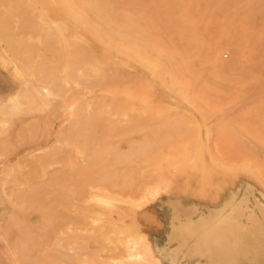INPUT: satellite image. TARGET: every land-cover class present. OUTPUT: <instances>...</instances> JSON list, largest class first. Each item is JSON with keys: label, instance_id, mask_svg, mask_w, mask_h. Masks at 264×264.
Returning a JSON list of instances; mask_svg holds the SVG:
<instances>
[{"label": "rangeland", "instance_id": "1", "mask_svg": "<svg viewBox=\"0 0 264 264\" xmlns=\"http://www.w3.org/2000/svg\"><path fill=\"white\" fill-rule=\"evenodd\" d=\"M195 1L196 2L198 1L199 3H195ZM113 2H114L113 4H115L114 6L115 9L118 10L116 11L118 14H122V16L124 17H126L127 15H129L130 17L131 15L137 16L138 18H140V20L144 22L143 23L141 21L143 25L146 24L152 31L158 30V33L161 34L162 37H166L174 33L173 35L174 39L179 44H181L180 46H184L186 48L185 49L183 47L186 50V55L188 56V58L192 59L196 68L202 71L203 78L205 79L203 82H206L205 86L203 85L204 83L202 82L203 83L202 86L205 87L203 88L204 90L202 91H205V92L200 93L201 91L195 92L192 90H188L186 91L187 95H189L188 96L189 99L187 101H184V100L182 101L178 97L169 95L166 93V91H161V90L156 92L154 95H149V93L144 90L145 82L143 81V79H145L146 76L145 74L141 72V69H139L140 90L138 91V93H136V97H138L139 101L140 100L142 101V102L141 101L139 102V104L142 105V108L140 109L141 115H148L150 113H157V112H165L167 115L165 114L164 117L161 116L162 118L157 117L159 121L156 118H148V119L143 118L142 120L141 119L138 120V122L137 121H127V122L116 121V122L102 123L101 125H96L95 127L98 129L100 128V129H99V135L97 136L98 138L95 141V137L92 136L91 134L92 125L90 127L89 123L87 122L85 123V121L83 120H78L76 114L74 115L76 117L75 119V117L73 116L74 114L73 110H70L73 107H71L70 105H67L66 107V104H68L66 102H69V104L72 103V100L70 99L69 94L71 93L70 90L73 88V86H75L74 84L76 83L73 79L74 77L67 76L66 72L62 71L63 69L61 70L60 66L55 72V75H51L52 73L51 74L49 73L53 77L49 76V74L46 75L44 73L43 68L45 66L42 60V56L39 55L42 50H41V46L39 43L40 37L38 33L35 31L22 30V34L25 36V38L29 42H31V39H32L31 43L34 44V50L31 53L30 59H22V58H19L18 56H15L12 53V51L8 47H6L7 45L5 41L0 38V227H1L0 228L1 229L0 230V264H60L61 261H62L61 264H85V262L86 264H91V263L92 264H95V263L105 264V262L106 264H108L107 257H109V259L112 258L109 260V262L112 260L110 264H113V263L114 264H123V263L126 264L127 262H128L127 264H239V263L240 264H264V189H263L264 179L262 180V178L264 177V173L263 172L259 173L261 174V177L259 175L258 177L257 175L255 176L253 172L246 170V168H249L248 166L251 163L250 157H249L250 149H247L248 146L249 148H251L252 154L259 155V163H264V139H263L264 138V127H263L264 125V0H190V1L189 0H175V1H172V0H163V1L153 0L151 1L149 0L150 3L152 2L151 4L147 2V0H123V1L113 0ZM116 4H120V5L122 4L121 5L122 7L121 6L119 7V5L117 6ZM132 4L136 6L134 7L136 11L134 8L132 9ZM167 5L169 6L166 7ZM153 6H156L155 10L152 9ZM41 7H42L41 4L39 3L36 4L35 10H34L35 16L39 17V14L41 12V11L39 12V10H41L40 9ZM118 7L121 10H119ZM161 7H163L164 10H162ZM49 8L50 9H48V16H49V19L52 20V25L54 24L53 22H55V25H53L55 27L59 22L58 26L67 27L66 34L69 39H72L75 34L81 35L82 38L86 40L88 39V35L85 29H83V27L79 26L77 22L73 20L72 15L68 13L67 10H65L66 9L65 6L59 7L58 5L57 6L50 5ZM149 9L152 11L149 12ZM125 10H129V12ZM158 10H162V11L159 12ZM168 10H170L171 12H169ZM119 11L122 13H120ZM154 11H155L154 13L155 17L153 14ZM129 13L130 14L133 13V14L130 15ZM138 13H140L141 17ZM171 13L176 14L174 15L176 16L175 19H173L174 16ZM68 15H71V16H68ZM145 15L147 16L145 17ZM164 15L165 17H163ZM169 15L173 17L171 18ZM144 17L148 21H145L146 19ZM163 18H165V20H167L169 23L166 24L167 21L165 22ZM180 18L186 19L187 21L185 20L184 22L183 19H180ZM173 20L174 21L176 20V21L174 22ZM179 20H181L182 23H180ZM158 21L161 22L162 24H160ZM163 21L165 23H163ZM172 23L174 25H172ZM175 23L177 24V27L175 26L176 25ZM163 24L168 25V27L171 24L172 27L171 26L170 27L172 29H168L166 25L163 28L162 27L164 26ZM159 25H162L160 26L161 28L159 27ZM178 25H182L183 28L178 27ZM161 29L167 34L166 36H165V33L161 31ZM179 30L180 31L182 30V31L178 32ZM184 32L186 33L184 34ZM181 33H183L184 35ZM178 37L180 38L178 39ZM223 38L230 39V45L223 44V45L218 46L219 45L218 40L223 39ZM179 41L182 42L183 44L180 43ZM216 46L218 47L217 49H216ZM215 57L220 59V61L224 64L223 68L212 66L213 59ZM36 59L38 60V62L41 60L42 61L39 63H36L37 62ZM211 60L212 62H209ZM26 72L28 74H26ZM37 73L39 75H37ZM42 75H44V77H42ZM45 76L47 79L49 77V79L48 80L46 79V81H44ZM37 77H39L38 80H37ZM53 78L54 80H52ZM52 82H54V84ZM207 83L209 85H207ZM59 84L61 85L60 87L57 86ZM84 84H86V82ZM21 85L23 86V88H21L22 87ZM206 85H207V88H206ZM32 86H35L36 89L33 88ZM29 88L33 92H31ZM42 88H46V90ZM47 88L48 89L50 88V90L52 91L50 92ZM58 88H59V93L63 92V94L61 95L58 94L57 92ZM60 88L61 89L63 88V89L61 90ZM66 88H67V91H65ZM28 89L30 91H28ZM47 90L50 92V95L52 94L51 95L52 98H47V95L48 97H51L48 94L49 92ZM55 90L57 93L55 92ZM124 90H125V94H127V91H128L127 85L124 87ZM36 91L40 94H37ZM27 92H29V94ZM191 93L193 94V96L196 93L195 96H198V97L194 98L192 96L193 97L192 98ZM197 93L199 94L197 95ZM205 93H206V96H205ZM203 94H204L203 97H205L204 99H202ZM17 95L22 96V97L20 96L21 99L19 98L20 100H22V105L20 107L21 109L20 108L18 109L16 106H14L15 105L14 99H16L15 96ZM31 95H34V97L33 96L31 97ZM55 95H56V98H55ZM57 95L59 96V98H57L58 97ZM62 95L64 98L62 97ZM29 96L32 98V100L35 98L34 101H32ZM36 98H38L39 100ZM208 98H209V101L207 100ZM65 99H66V102H64ZM198 99L202 100L201 103ZM211 100L213 101L211 102ZM30 101H32L31 103H34V104L30 105ZM189 101L192 104L191 106L189 105L190 103ZM61 102H63L64 104ZM26 103L32 108H30L28 105L26 106ZM42 103L45 105H43ZM197 104L200 105V107L204 104L203 107H201V109L202 108L204 109L205 115H204L203 109L201 110L199 107H197L198 106ZM42 105L45 106L46 110ZM68 106L70 109L68 108ZM172 108L174 109V111ZM177 109L178 111H176L175 113V110ZM47 110L51 112L52 114H50ZM197 110H200L201 111L200 113L203 112L202 116ZM8 111H10V113ZM55 111L57 112L59 111L58 113L60 114H58ZM206 112L208 113L209 118L207 117ZM54 113H57V114L55 115ZM70 113L72 114L74 118L72 116L70 118V115H71ZM8 114L10 115V117H8L9 116ZM65 114H67V116H65ZM181 114L184 115L183 118L179 117V116H182ZM168 115L170 116V118ZM186 117L193 124L190 125V122H187V124L186 122H183L187 120ZM2 118H4L3 119L4 121L5 120L7 121H5L4 123ZM207 118L210 121H208ZM174 119L175 120L179 119L178 121L180 122L173 121ZM194 119L198 121L197 122L198 125ZM165 120L167 122L168 121L169 122L172 121V122H170V125L168 124L169 122L167 124H164L166 123ZM48 122H51V123H48ZM172 123L175 125L172 126ZM179 123L182 125H180ZM142 124H145L146 126ZM155 124L158 127L157 130H161L162 133L161 131H159L158 133V131L152 130L156 127ZM47 125H49V127ZM166 125H168V127ZM134 126L137 127V129L134 128ZM142 126L144 129L142 128ZM252 126H254L255 128L257 127V130L259 129L262 131H260L259 133L255 132L254 130L255 128H253ZM46 127L47 129L48 128L49 129L47 130ZM68 127L70 130L68 129ZM170 127H171V130H169ZM173 127L176 128V131L178 132L173 130ZM180 127L181 128L185 127L186 131L184 130V128H182V132H181ZM248 127L250 129L253 128L254 131L252 130V132L253 133L255 132L257 134L256 136L261 135V137L259 136L256 137L255 134L253 133L251 134V130H249ZM141 128H142V132L140 133L141 130L138 131V129H141ZM150 128H152L151 131H150ZM156 128L154 130H156ZM167 128L168 130H166ZM200 128L202 131L200 130ZM106 129L108 132H105L106 133L105 135L104 130L106 131ZM110 129L114 131L110 133V131H112ZM145 129L146 130L148 129V131H146ZM191 129H193V131H188ZM221 129H225V130H221ZM43 130H45V132ZM101 130L104 133V135L103 133H101ZM133 130L134 132H132ZM208 130L209 132H207ZM210 130H211V133H210ZM58 131H61L60 132L61 134H59ZM167 131H169L171 136L167 134L168 133ZM187 131L188 133H186ZM225 131L227 132L225 133ZM128 132L129 134L130 133H133V134L127 135L126 133ZM71 133H72V137L75 136L74 138L77 140L71 137L70 135ZM124 133L126 134V136H124L125 135ZM153 133L155 134L153 135ZM200 133L202 134L201 137H200L201 135ZM56 134L59 135V137L56 136ZM162 134H164L165 136ZM100 135L102 136L100 137ZM157 135L158 137H161V138L156 137ZM167 135L168 137L169 136L171 137V138L169 137L170 138L169 141H168L169 138H165ZM180 135L184 137L183 140H182V137H180ZM227 135L231 136L229 137L230 139L228 138ZM119 136H121V138ZM186 136L188 140L185 139ZM210 136H211L212 141L209 138ZM237 136L238 138H240L239 140L238 138H236ZM101 138L104 140H101ZM111 138L113 139V141ZM82 139L87 140L86 143L89 145H87L84 141H82ZM90 139L93 140V143L95 145H92L93 143L91 144L92 140ZM130 139H131V144L133 146L130 145L129 143ZM154 139L156 141H154ZM172 139L176 141H178L179 139V142L177 143L178 146L177 144H175L176 141H174L175 143L173 145ZM140 140L142 142H140ZM157 140L160 142H158ZM197 140H199V142ZM65 141L67 142L68 146L65 145L66 144ZM134 141L136 142L138 141L139 143H135ZM194 141H197L198 143L196 144ZM211 142L212 144H214L213 146ZM82 143H85L86 145L84 146V144ZM127 143H129L128 144L129 146L127 145ZM142 143L143 145H141ZM162 143H163V146L161 145ZM179 143L181 146L179 145ZM229 143L231 144L233 143V145L235 144V146L241 143V146L240 147L236 146V148H238L236 149L234 147H231V144ZM57 144H58V147L55 146ZM78 144H79L78 148L80 147L81 148L79 150H76L77 149L76 145ZM96 144L99 146V149L97 148L98 150L95 149L96 148L95 146H97ZM152 144L155 146L153 147ZM195 144L196 146L194 148ZM216 144H219V145H216ZM70 145L72 148H70ZM138 145L142 147L140 148ZM51 146H53V148ZM65 146L67 148H65ZM161 146L163 147V149ZM187 146L189 148L192 147L196 150L191 151L192 153H190L188 152L189 148L187 149ZM224 146L227 149L224 148ZM48 147H49V150H47ZM83 147L84 148L88 147V151L85 148L86 149V150L84 149L85 153L82 152ZM133 147H135L134 150L137 149V152L133 151ZM167 147L169 151H170L169 147H171V150L172 149L173 150L169 152L168 150H166ZM145 148H147V151H148V148L149 149L153 148L151 149L152 151L149 150L151 154L147 152L146 150H144ZM192 148L190 150H192ZM94 149L96 151H94ZM101 149H104L105 151L107 150L106 154H104L105 153L104 150L101 151ZM125 149H129V150L126 152ZM130 149L132 151H130ZM213 149H215L216 152ZM222 149L225 150L226 154H224L225 152L222 151ZM235 149L237 153H239V157L236 152H233V150ZM229 150H231L235 154V156H233L234 154L231 151L229 152ZM44 151L46 153H44ZM75 151H80V152H75ZM194 152L195 154H193ZM211 152L213 153V156L212 154H210ZM88 153H90V156L88 155L89 157L86 155ZM93 153H95V155H93ZM122 153L124 157H121ZM228 153L229 154L231 153L233 155L231 154L229 155ZM107 154H108V158H107ZM135 154L136 155L138 154L137 155L138 158ZM159 154L160 156L163 154V156H161L162 158L159 156ZM82 155H85L86 157H88L90 159V162L88 158H85V156H83L84 160H82L83 159ZM141 155L143 156L141 157ZM190 155L193 158V160H191L192 158L190 157ZM26 156H28L29 158H27ZM40 156L42 159H39L40 162H38V158H40ZM92 156L99 158V160H97V158L95 159L94 157L92 159L91 158ZM168 156H169L168 158L169 161L167 162ZM228 156H232L234 158L232 157L228 158ZM75 157L77 158L78 161L75 159ZM115 157H117V159L121 157L118 159L121 162L120 165H118L119 164L118 160L115 162L112 161L113 159L115 160ZM143 157L145 158L143 159ZM103 158L104 159L106 158L107 160L105 161ZM132 158L134 159L137 158L139 160H134V159L132 160ZM152 159L154 161H152ZM85 160L87 162L85 163L86 165L84 164ZM102 160L105 162L100 163ZM244 160L246 161V163L244 162ZM53 161L56 163H58L57 161H59V163H62L63 165L62 164L58 165L54 163ZM135 161L139 164L137 165ZM232 161L235 164H234V167L232 164V168H231L230 162ZM129 162H131V164H129ZM237 162H239V165ZM36 163H38L39 166ZM112 163H114L116 166H114L113 164V166L111 167ZM141 163H143L142 164L143 166H141ZM148 163H150V167ZM173 163L175 166L173 165ZM179 163L181 164L179 165ZM30 164H32V166ZM41 164H42L43 169L40 168ZM103 164H104V167H103ZM192 164H193V167H191ZM243 164H244V167H242ZM34 165L37 167V169L35 168ZM84 165L87 166V169ZM96 166L98 168H96ZM161 166L166 169L161 168ZM216 166H218V168ZM72 167H74L73 168L74 170L76 169L75 172L73 169H70ZM136 167L138 168L142 167L144 169L140 168V172H139V169L137 172ZM129 168L131 169L135 168V169L133 170L130 169L132 172H128ZM49 169L51 170L49 171ZM59 169H62L65 172V174L62 170H59ZM69 169L71 170V173ZM88 169H90L89 173H88ZM121 169L122 170L125 169L124 170L125 172L123 171L124 172L123 173ZM151 169H152L151 171L152 173H150ZM42 170L45 174L41 173ZM109 170H111V173H112V170H114V175L116 178L112 177L113 175H111L110 173V176L112 177L113 180L112 179L110 180L109 176L107 177V175L109 174H106L107 179H104L105 175L103 176V173L104 172L108 173L106 171H109ZM156 170L158 172L157 174H155ZM252 170H255V168H253ZM59 171L63 173H59ZM99 171H102V174L101 172L98 173ZM141 171H144V173L143 172L142 173L146 176H143ZM49 172L51 175L49 174ZM229 172L230 173L236 172V174L232 173V175L235 177H232ZM67 174H70V175L73 174L71 176L73 180L70 179L72 180L71 183L66 182V181H70V180H67L69 178L68 176H70V175L66 176ZM41 175L42 176L46 175V176H44L43 178ZM94 175L96 177H93ZM147 175L152 176V177H148ZM50 176L52 177V179H50ZM81 176L82 178H80ZM97 176H101V177H97ZM122 177H123V181L121 183L123 184H120L117 181L118 180L121 181ZM130 177L134 179L133 184L135 185L132 184V179ZM156 177L157 179L159 178V181L155 180ZM256 177H258L259 180ZM89 178L92 181L101 180L102 182L101 181H98V182L100 183L99 186L102 185V187L100 188L97 185L98 182H96L95 184V182L93 181L94 183H92V181H90ZM53 179L56 180V183L53 181ZM108 179L110 180L111 183L112 181H115L116 179L117 181L113 182L114 184L112 183L113 186H111L112 184L109 182ZM74 180H76L77 182L75 181L73 183ZM125 180H126V183L128 181L131 184L127 183L128 185L127 186L124 182ZM160 180L162 181V183H164L165 188L164 187L162 188V185H160V187H155V185H157L156 183L160 182ZM152 181L154 182V184ZM52 182H54V186H51L53 185L51 184ZM81 182L82 183L84 182L86 184V187L84 183L82 184ZM116 182L120 184L121 186L124 185L125 188L121 186L117 187L118 184L116 185ZM149 182H152V183L148 185ZM168 183L170 184V186L168 185ZM261 183H263V186H261L262 185ZM47 184H48V187L50 188L45 187ZM78 184L80 185L82 184L83 191L85 188L84 192H82L80 188L79 190H77L79 187ZM94 184L96 187L93 186ZM106 184L108 185L106 186ZM138 184L140 185V187ZM143 184H144V187H143ZM145 184H147L148 187L149 186L151 187L154 185L153 188L148 189L149 192L154 195V197L148 193V191L146 190L147 187ZM70 185H71V188H69ZM28 186H32V187H29L28 189ZM72 186H73V190H72ZM76 186L78 187L77 189L74 190ZM40 187H42L43 189L41 190ZM87 187L91 190H88ZM92 187H94L95 190ZM128 187H132V188H128ZM37 188L38 189L40 188V189L38 190ZM118 188H121V189H118ZM155 188L157 191H155ZM157 188L158 189L161 188L160 191H158ZM43 190H47L48 193L49 192L51 193L47 195V192ZM80 190L81 192H79ZM145 190L147 192H145ZM39 191H40L39 194H42L41 192L43 191V194H46L45 195L46 197L43 196V194L42 196L45 198L43 197L41 198L40 197L41 195L39 194L31 195V193H35V192L38 193ZM53 191H55L54 192L55 195L52 194ZM131 191H133L134 194H132L133 192L130 193ZM154 192H157V193H154ZM77 193H80V195H78ZM85 193H88L87 194L88 196L86 195L88 198L84 195ZM92 193L93 194L95 193V194L93 195ZM143 193L148 194L151 198ZM74 194L76 196H74ZM90 195L92 197H90ZM110 195H113V198ZM50 196H51V200H50ZM60 196L62 197V199H60L61 198ZM93 196L94 197L97 196V198L96 197L94 198ZM102 196H105L104 198H106V200L103 199ZM123 196H124V199L126 198L127 200L129 199V197L131 199H134V198L139 199L138 201L140 202H138V204L140 206L137 203H134L135 206H131L134 204L130 202L131 201L137 202V200L135 199L133 201L129 199V202L128 201L125 202L123 201V198H122ZM140 196L141 198L143 196V198L141 199ZM58 197L60 200L58 199ZM73 197H74V200H73ZM144 197L146 198L145 200H144ZM238 197L242 198L243 202L240 203L239 202L240 200L238 199ZM33 198L35 200H38L39 202H40V199L41 201L43 199V202L39 203L38 201H35ZM89 198L92 199L91 202ZM93 199L94 200L97 199V200L94 201ZM100 199L103 201L105 200L104 203L103 201L101 202ZM80 200L84 201V203H82ZM86 201H87V204H90L91 206L94 205L93 208L92 207L89 208V209L92 208V211L88 209L90 205H87V204H86L87 206L85 205ZM107 201L110 202V204L108 203L106 204ZM145 201L147 203L142 204V203H145ZM58 202H62V205L64 203L65 205L63 206L65 208L63 206H60V207L58 206L57 208L56 205H61V203L58 204ZM95 202L97 203L95 204ZM179 202L181 203L179 204ZM37 203H39L40 205ZM79 203L82 205L80 206ZM102 203L104 204V206L105 205L106 207L108 206V210L105 209L106 207L104 208ZM14 204H19L23 206V208L21 209L22 211H20L19 215L13 214L14 208L12 207V205ZM31 204L32 206H29ZM49 204L51 205L49 206ZM136 204L139 206V208H137L138 206H136ZM41 205H42V208H40ZM99 205L102 208H100ZM239 205H242V207L238 208ZM51 206L53 207L55 206L54 207L55 209L52 207L50 211ZM247 206L250 207L249 211L253 213L252 214L253 216L249 214V211L246 209ZM26 207L27 209H29V211L26 209ZM45 207H48L49 209L48 210L46 208L47 212H46ZM78 207L79 209L77 210ZM82 207H84L86 210ZM36 208L40 210V214H39V210H37ZM66 209H69V210H66ZM96 209L98 210L96 211ZM74 210L76 211L75 213H74ZM82 210H85V211H82ZM104 210H106L107 213L106 212L103 213ZM41 211H43V214ZM59 213L62 218L60 217ZM66 213L68 216H66ZM88 214L90 216H88ZM92 214L94 215L96 214L97 216L96 215L93 216ZM152 215H153V218H152ZM63 216H66L68 218H65ZM87 216H88V219H86ZM44 217H46V219ZM70 217L71 219H69ZM111 217L113 219L112 221H110ZM55 218H57L56 221H55ZM231 218H234V220L237 221V225L241 227V233L239 232V227L235 228L234 226L231 228V224H230ZM19 219L21 221H19ZM98 219H99V222H97ZM49 221H50V224L52 225L53 224L57 225L58 223V226H56L57 228H55L54 225L51 227V228L54 227L53 229H55L56 232L53 229L49 228L50 227L48 224ZM85 221H86V225H85ZM107 221H109L108 225L106 224ZM256 221L260 223V225L258 226V228L260 227L259 229L255 228L254 226ZM183 222H191L192 224H188L185 226L183 225ZM12 223L15 224V227L13 226ZM74 223L79 228L75 227L76 225ZM104 223H105V226H104L105 228L102 227ZM135 223L137 226L135 225ZM43 224L46 225L47 227L44 226ZM79 224L80 225L82 224V225L80 226ZM89 224H91L92 226ZM93 224H95L94 227H96L95 228L96 230L94 228L90 229L93 227ZM97 224L99 225V227L96 226ZM134 225L136 226V229ZM82 226L83 227L86 226V227L83 228ZM88 226L89 227L91 226V227L89 228ZM107 226L109 227V229H111V231H109L108 233L111 232L110 233L111 237L113 233V238L110 237V234L107 235L108 234L107 231L109 230ZM110 226H112L114 230H112L113 228H111ZM182 226L184 227L182 228ZM18 227H21L20 229L23 230L24 232L23 231L19 232L20 229L18 230ZM80 227L82 229H80ZM99 228L103 230L100 231ZM61 229L63 230L61 231ZM104 229L106 232H104ZM81 232H83V234ZM101 232L106 233V234L103 235V233L101 234ZM239 234H242L241 238H239ZM67 236H69V238ZM71 236H73V238ZM75 236L77 238L73 240ZM144 236L146 239L144 238ZM108 237H110L111 240ZM63 238H66V239L64 240ZM80 238L85 240L84 243L82 239H81V242L79 241ZM67 239L68 240L70 239L71 241L69 242ZM106 239L107 240L109 239V241H106ZM57 240H59L60 242H58ZM63 240L67 242H64ZM75 241L79 242L78 246L75 245L77 244V242ZM71 243H75V244H71ZM85 243L89 246V248ZM133 244H137V245L139 244V245L135 246L136 247L135 249ZM79 246L83 247L84 249L83 250L80 249ZM100 246L102 247V249ZM70 247L71 249H69ZM95 248L97 249V251L95 250ZM147 248H148V251L150 250L149 252L147 251ZM125 249H127L128 252H126ZM143 249L145 251H143ZM100 251H102L101 252L102 255L100 254ZM111 251H114V252L116 251L117 253L114 254V252H111ZM88 252H90L91 254L90 253L87 254ZM98 253L101 255V257H99ZM134 253H136L138 256H135ZM143 253L145 254V256L142 255ZM122 254L124 257L121 256ZM51 255H54V256L51 257ZM91 255H93V258ZM60 256L63 257L64 259L62 260ZM74 256L76 257L74 258L75 260H73ZM89 256L90 258L93 259L92 261H89ZM128 256H130L133 260H130ZM151 256L155 261L151 259ZM114 257L116 258V260ZM136 257H138V259H136ZM239 257L240 258L246 257L244 259L245 262H240L238 260ZM114 260L116 262H114Z\"/></svg>", "mask_w": 264, "mask_h": 264}, {"label": "bare ground", "instance_id": "2", "mask_svg": "<svg viewBox=\"0 0 264 264\" xmlns=\"http://www.w3.org/2000/svg\"><path fill=\"white\" fill-rule=\"evenodd\" d=\"M123 1V0H122ZM151 1H153V0H151ZM163 1V0H162ZM172 1H175V0H172ZM190 1V0H189ZM145 2V1H144ZM147 2H149V0H147ZM159 2V1H158ZM171 2V1H170ZM184 2V1H183ZM37 3H39V4H41V10H39V12H40V14H39V17H37V16H35L34 15V10H35V7H36V4ZM114 2H113V0H0V38L1 39H3L4 41H5V43H6V47H8L11 51H12V53L15 55V56H18L19 58H22V59H30L31 58V53L33 52V50H34V44L33 43H31L32 42V39H31V42H29L26 38H25V36L22 34V30H28V31H35V32H37L38 33V35H39V39H40V46H41V53L39 54L40 56H42V60H43V63H44V68H43V70H44V73L47 75V74H51V75H55V72L57 71V69H58V67L60 66V68H61V70L62 71H65L66 72V75L67 76H69V77H74L73 79H74V81L76 82L74 85L75 86H73V88L70 90L71 91V93L69 94V97H70V99L72 100V103H70L69 104V102H66V99H65V101L64 102H66V103H68V104H66V107H67V105H70L71 107H73L72 109H70L69 108V106H68V108L70 109V110H73V112H74V114H73V116L76 114V116H77V119L78 120H83V121H85V123L87 122V123H89L90 124V127H91V125H92V127H91V130H92V136H94L95 137V141H96V139L98 138L97 136L99 135V129L98 128H96L95 126L96 125H101L102 123H111V122H116V121H125V122H127V121H137L138 122V120H142L143 118L145 119V118H156L157 119V117H161V116H163L164 117V115L166 114L165 112H157V113H150V114H148V115H141V113H140V109L142 108V105H140L139 104V102L141 101H139V99H138V97H136V93H138V91L140 90V79H139V69H141V72L143 73V74H145V79H143V81L145 82V91L146 92H148L149 93V95H154L156 92H158V91H166V93L167 94H169V95H173V96H175V97H178L179 99H181L182 101L184 100V101H187L189 98H188V96L189 95H187V93H186V91H188V90H192V91H195V92H200V93H202V92H205V91H202V90H204L203 88H205L204 86H205V83L206 82H203L205 79L203 78V74H202V71L201 70H199L198 68H196V66H195V64L193 63V61H192V59H190V58H188V56L186 55V48L184 47V46H180L181 44H179L175 39H174V33L173 34H170V35H168V36H166L167 34L164 32V31H162V29H161V31L162 32H164L165 33V36L166 37H162V35L161 34H159L158 33V30L156 31V30H151L146 24L145 25H143L142 23H141V21L142 20H140V18H138L137 16H132L131 14H133V13H129L130 15H131V17L129 16V15H127V16H129V17H124V16H122V14H118L116 11H118L117 9H115V4H113ZM150 3V2H149ZM152 3V2H151ZM150 3V4H151ZM169 3V2H168ZM167 3V4H168ZM195 3H199L198 1L196 2L195 1ZM164 4V3H163ZM165 4H166V2H165ZM164 4V5H165ZM175 4V3H174ZM182 4V3H181ZM50 5H55V6H62V7H64L65 6V10H67L68 11V13H70L71 15H72V18H73V20L74 21H76L77 22V24L79 25V26H81V27H83V29H85V31H86V33H87V35H88V39L86 40V39H84V38H82V36L81 35H79V34H75L74 36H73V38L72 39H69L68 38V36H67V34H66V28L67 27H65V26H58V24H59V22H58V24L54 27L53 25H55V22H53L54 24L52 25V20H50L49 19V16H48V9H50L49 8V6ZM64 5V6H63ZM117 6L119 5V7L122 5H120V4H116ZM156 5V4H155ZM162 5V4H161ZM163 5V6H164ZM173 5V4H172ZM169 5H167L166 7H168ZM176 6V5H175ZM179 6V5H178ZM118 7V8H119ZM122 7V6H121ZM134 7H136V6H134L133 4H132V9L134 8ZM156 6H153V8L152 9H156L155 8ZM183 7V6H182ZM125 8H127V7H125ZM158 8V7H157ZM58 9V8H57ZM124 9V8H123ZM135 9V8H134ZM138 9V8H137ZM161 9L162 10H164L163 9V7H161ZM166 9H168V8H166ZM165 9V10H166ZM59 10V9H58ZM65 10H63V11H65ZM119 10H121L120 8H119ZM139 10H141V9H139ZM162 10H158L159 12L160 11H162ZM66 11V12H67ZM125 11H127V12H129V10H125ZM135 11H136V9H135ZM143 11V10H142ZM150 11H152V10H150L149 9V12ZM169 12H171L170 10H168ZM120 12V11H119ZM157 12V11H156ZM164 12H166V11H164ZM164 12H162V13H164ZM120 13H122V12H120ZM155 13V11L153 12V14ZM139 15H140V13H138ZM168 14V13H167ZM172 14V13H171ZM71 15H68V16H71ZM125 15V14H124ZM162 15V14H161ZM173 16L174 15H176V14H172ZM147 15H145V17H146ZM170 16V15H169ZM173 16H170L171 18L173 17ZM124 17V18H123ZM140 17H141V15H140ZM144 17V18H145ZM152 17V16H151ZM154 17H155V14H154ZM157 17V16H156ZM163 17H165V15L163 16ZM168 17V16H167ZM178 17V16H177ZM143 18V19H144ZM159 18V17H158ZM176 18V16H174V18L173 19H175ZM128 19V20H127ZM146 19V18H145ZM156 19V18H155ZM164 20H165V18H163ZM180 19H183V18H180ZM185 20L186 19H183V21L185 22ZM53 21H55V20H53ZM145 21H148L147 19L145 20ZM155 21V20H154ZM167 20H165V22H166ZM174 21V20H173ZM176 21V20H175ZM174 21V22H175ZM180 21V23H182V21L181 20H179ZM187 21V20H186ZM68 22V21H67ZM143 22V21H142ZM159 22V21H158ZM164 21H163V23H165ZM170 22H172V21H170ZM144 23V22H143ZM152 23V22H151ZM160 24H162L161 22H159ZM167 23H169L168 21L166 22V24ZM166 24H163L164 26H162V25H159V27L160 26H162L163 28L165 27V25ZM176 24V23H175ZM185 24H187V23H185ZM72 25V24H71ZM172 25H174L173 23H172ZM189 25V24H188ZM155 26V25H154ZM153 26V27H154ZM167 27H168V25H166ZM171 24L169 25V27H168V29H172L171 27ZM176 27H177V24L175 25ZM157 27V26H156ZM178 27H181V28H183L182 27V25H178ZM187 27H189V26H187ZM158 28V27H157ZM161 28V27H160ZM164 30V29H163ZM167 30V29H166ZM161 31H159V32H161ZM182 31V30H181ZM180 30L178 31V32H181ZM184 31V30H183ZM166 32H168V31H166ZM186 32H184V34H185ZM33 34V33H32ZM180 34V33H179ZM181 34H183V33H181ZM183 34V35H184ZM55 35V36H54ZM164 36V35H163ZM180 36H182V35H180ZM29 37V36H28ZM34 38V37H33ZM180 37H178V39H179ZM36 40V39H35ZM3 41V42H4ZM181 41V40H180ZM179 41V42H180ZM180 43H182V42H180ZM183 44V43H182ZM218 46H220V45H223V44H225V45H230V39H228V38H223V39H220V40H218ZM217 45V44H216ZM224 45V46H225ZM185 49H184V48ZM218 47L216 46V49H217ZM215 49V50H216ZM14 56V57H15ZM37 56V55H36ZM32 58H33V56H32ZM213 58V57H212ZM37 60V59H36ZM41 60V61H42ZM41 61H39V62H41ZM38 62V60H37V62L36 63H39ZM209 62H212V60L211 61H209ZM52 63V64H51ZM35 64V63H34ZM212 66H214V67H218V68H223L224 67V64L220 61V59H218L217 57H215L214 59H213V65ZM30 67V66H29ZM19 70V69H18ZM18 70H16V71H18ZM22 70H23V68H22ZM14 71V70H13ZM29 71V70H28ZM16 73V72H15ZM19 73V72H18ZM20 73H21V71H20ZM30 73V72H29ZM26 74H28L27 72H26ZM49 74V76H51ZM13 75V74H12ZM37 75H39L38 73H37ZM41 75V74H40ZM20 76V75H19ZM22 77V76H21ZM39 77H41V76H39ZM39 77H37V80H38V78ZM42 77H44V75H42ZM51 77H53V76H51ZM50 77V78H51ZM56 78V77H55ZM41 79V78H40ZM46 76H45V78H44V81H46ZM48 79H49V77H48ZM47 79V80H48ZM26 80V79H25ZM43 80V79H42ZM51 80V79H50ZM52 80H54V78L52 79ZM35 81V80H34ZM40 81V80H39ZM20 82V81H19ZM43 82V81H42ZM60 82V81H59ZM72 82V81H71ZM86 82V84H84ZM204 84H203V83ZM25 83V82H24ZM47 83H49V82H47ZM53 84H54V82H52ZM52 83H50V84H52ZM61 83V82H60ZM82 83V84H81ZM209 83V82H208ZM207 83V85H209ZM26 84V83H25ZM24 84V85H25ZM202 84L204 85V86H202ZM33 85V84H32ZM47 85H49V84H47ZM63 85V84H62ZM127 85V88H128V91H127V94H125V90H124V87ZM207 85H206V88H207ZM211 85V84H210ZM22 86V85H21ZM28 86V85H27ZM57 86H61L60 84L59 85H57ZM212 86V85H211ZM20 87V86H19ZM29 87V86H28ZM33 88H35V86H32ZM49 87H51V86H49ZM21 88H23V86L21 87ZM30 89V88H29ZM28 89V91H30ZM36 89V88H35ZM42 89H44V90H46V88H42ZM42 89H40V90H42ZM48 89V88H47ZM61 89V88H60ZM63 89V88H62ZM61 89V90H62ZM37 90H39V89H37ZM50 92L52 91V90H50V88L48 89ZM47 90V91H48ZM57 90V89H56ZM56 90H55V92H56ZM60 90V91H61ZM19 91V90H18ZM26 91V90H25ZM24 91V92H25ZM48 91V92H49ZM64 91V90H63ZM65 91H67V88H66V90ZM31 92H33L32 90H31ZM37 92V91H36ZM47 92V93H48ZM50 92L48 93L49 95H50ZM54 92V91H53ZM58 94L59 95H61V94H63V92L62 93H59V88H58ZM56 92V93H57ZM28 94H29V92H27ZM26 93V94H27ZM67 93V92H66ZM189 93V92H188ZM207 93V92H206ZM206 93H205V96H206ZM18 94H20V93H18ZM37 94H40V93H38L37 92ZM54 94V93H53ZM140 94V93H139ZM192 94V93H191ZM199 93H197V95H198ZM52 95V94H51ZM50 95V96H51ZM195 95H196V93H195ZM193 96V94L191 95V97L193 96L194 98L196 97H198V96ZM20 96L21 95H17V96H15L16 97V99H14L15 100V105L14 106H16L18 109L21 107V105H22V100H20L21 98H20ZM34 97V95H31V97ZM37 96V95H36ZM42 96V95H41ZM58 96V95H57ZM199 96H201V95H199ZM204 96V94L202 95V97ZM14 97V98H15ZM22 97V96H21ZM30 97V96H29ZM30 97V99L32 100V98ZM53 97H54V95H53ZM62 97H63V95H62ZM61 97V98H62ZM192 97V98H193ZM20 98V99H19ZM47 98H52V96L51 97H48V95H47ZM55 98H56V95H55ZM57 98H59V96L57 97ZM64 98V97H63ZM66 98V97H65ZM169 98H171V97H169ZM205 97H203L202 99H204ZM24 99V98H23ZM35 99V98H34ZM34 99L32 100V101H34ZM36 99H38V98H36ZM41 99V98H40ZM174 99V98H173ZM214 99V98H213ZM25 100V99H24ZM39 100V99H38ZM44 100V99H43ZM59 100H61V99H59ZM69 100V99H68ZM197 100V99H196ZM199 100V99H198ZM208 101H209V98L207 99ZM32 101H30V105H33L34 103H31ZM42 101V100H41ZM55 101V100H54ZM176 101V100H175ZM192 101V100H191ZM200 101V103H201V99L199 100ZM213 100H211V102H212ZM3 102H4V100H3ZM11 102H12V100H11ZM24 102V101H23ZM37 102V101H36ZM142 102V101H141ZM178 102V101H177ZM190 102V101H189ZM210 102V103H211ZM61 103H63V102H61ZM214 103V102H213ZM43 104V103H42ZM64 104V103H63ZM62 104V105H63ZM73 106H72V105ZM176 104V103H175ZM28 104L26 103V106H27ZM43 105H45V104H43ZM42 105V106H43ZM182 105V104H181ZM189 105L191 106L192 104H191V102L189 103ZM198 105V104H197ZM204 105V104H203ZM203 105L201 106V107H203ZM10 106H12V105H10ZM25 106V107H26ZM29 106V105H28ZM48 106V105H47ZM46 106V107H47ZM50 106V105H49ZM56 106V105H55ZM59 106V105H58ZM146 106V105H145ZM151 106H152V104H151ZM195 106V105H194ZM30 107V106H29ZM44 108H45V106H43ZM61 107V106H60ZM147 107H149V106H147ZM161 107V106H160ZM183 107V106H182ZM197 107H199L200 109H201V107H200V105H198ZM27 108V107H26ZM30 108H32V107H30ZM34 108V107H33ZM62 108V107H61ZM167 108V107H166ZM188 108V107H187ZM9 109V108H8ZM8 109H6V110H8ZM21 109V108H20ZM22 109H23V107H22ZM29 109V108H28ZM35 109V108H34ZM160 109V108H159ZM173 109V108H172ZM179 109V108H178ZM178 109L177 110H175V113H176V111H178ZM181 109V108H180ZM183 109V108H182ZM198 109V108H197ZM203 109V108H202ZM201 109V110H202ZM5 110V111H6ZM36 110V109H35ZM45 110H46V108H45ZM27 111V110H26ZM48 111V110H47ZM60 111V110H59ZM58 111V112H59ZM165 111V110H164ZM168 111V110H167ZM172 111V110H171ZM173 111H174V109H173ZM181 111V110H180ZM185 111H186V109H185ZM197 111H199V113L201 112L200 110H197ZM203 111H204V109H203ZM9 113H10V111H8ZM7 112V113H8ZM17 112H18V110H17ZM21 112V111H20ZM49 112V111H48ZM55 112H57V111H55ZM57 112V113H58ZM65 112H66V110H65ZM64 112V113H65ZM72 112V111H71ZM188 112V111H187ZM50 114H52L51 112H49ZM57 113H54L55 115L57 114ZM146 113V112H145ZM167 113H169V112H167ZM172 113V112H171ZM178 113V112H177ZM183 113V112H182ZM185 113V112H184ZM203 113V112H202ZM202 113H200L201 114V116H202ZM207 113V112H206ZM48 114V113H47ZM46 114V115H47ZM58 114H60V113H58ZM71 114V113H70ZM144 114V113H143ZM180 114V113H179ZM186 114V113H185ZM9 115V114H8ZM43 115H45V114H43ZM167 115V114H166ZM172 115V114H171ZM176 115V114H175ZM182 115V114H181ZM188 115V114H187ZM204 115H205V111H204ZM60 116V115H59ZM62 116V115H61ZM65 116H67V114H65ZM71 116H72V114L70 115V118H71ZM72 116V117H73ZM169 116V115H168ZM183 116L184 115H182V116H179L180 118L182 117L183 118ZM194 116V115H193ZM8 117H10V115L8 116ZM75 117V116H74ZM73 117V118H74ZM178 117V116H177ZM189 117V116H188ZM207 117L209 118V116H208V113H207ZM11 118H13V117H11ZM162 118V117H161ZM161 118H159V119H161ZM167 118V117H166ZM169 118H170V116H169ZM168 118V119H169ZM179 118V119H180ZM187 118V117H186ZM195 118V117H194ZM206 118V117H205ZM207 118V119H208ZM221 118V117H220ZM4 118H2V120H3ZM75 119H76V117H75ZM179 119H177V120H173V121H176V122H180V121H178ZM185 119V118H184ZM216 119H218V118H216ZM223 119V118H222ZM158 120V119H157ZM167 120V119H166ZM165 120V121H166ZM188 120V121H187ZM187 120L186 121H183V122H186V124H187V122H190V125L191 124H193V123H191V121L187 118ZM195 120V119H194ZM4 121V120H3ZM5 121H7V120H5ZM5 121H4V123H5ZM39 121V120H38ZM52 121V120H51ZM58 121V120H57ZM74 121V120H73ZM144 121V120H143ZM155 121V120H154ZM159 121V120H158ZM164 121V120H163ZM181 121V122H182ZM196 121V120H195ZM206 121V120H205ZM208 121H210L209 119H208ZM221 121V120H220ZM219 121V122H220ZM263 121V120H262ZM81 122V121H80ZM156 122V121H155ZM169 122V121H168ZM167 121H166V123H164V124H167L168 123ZM170 122H172V121H170ZM170 122L168 123L169 125H170ZM198 121H196V123H197ZM8 123V122H7ZM48 123H51V122H48ZM47 123V124H48ZM62 123V122H61ZM175 123V122H174ZM210 123V122H209ZM59 124H60V122H59ZM65 124V123H64ZM131 124V123H130ZM146 124H148V123H146ZM180 124V123H179ZM179 124H178V126H179ZM262 124H263V122H262ZM45 125V124H44ZM70 125V124H69ZM138 125V124H137ZM142 125H145V124H142ZM173 125H175V124H173L172 123V126ZM180 125H182V124H180ZM197 125H198V123H197ZM200 125V124H199ZM48 127H49V125H47ZM78 126V125H77ZM119 126V125H118ZM141 126V125H140ZM146 126V125H145ZM155 126H156V124H155ZM167 127H168V125H166ZM166 126H164V127H166ZM171 126V127H172ZM187 126H189V125H187ZM206 126H208V125H206ZM210 126H211V124H210ZM70 127H72V126H70ZM88 127V126H87ZM101 127V126H100ZM107 127V126H106ZM128 127V126H127ZM151 127V126H150ZM153 127V126H152ZM157 127V126H156ZM155 127V128H156ZM163 127V128H164ZM171 127L169 128V130H171ZM176 127V126H175ZM192 127V126H191ZM196 127V126H195ZM199 127V126H198ZM247 127V126H246ZM253 128H255L254 126H252ZM263 127H264V125H263ZM63 128V127H62ZM134 128H136L137 129V127H135L134 126ZM142 128H143V126H142ZM142 128L141 129H138V131L139 130H141L140 131V133L142 132ZM154 128V127H153ZM154 128V129H155ZM182 128H184V130L186 129L185 127H182ZM182 128L180 127V131L182 132ZM189 128V127H188ZM242 128V127H241ZM249 128V127H248ZM253 128H249V130H251V134L253 133L252 132V130H253ZM43 129V128H42ZM46 129H47V127H46ZM49 129V128H48ZM47 129V130H48ZM68 129H69V127H68ZM109 129V128H108ZM127 129V128H126ZM131 129V128H130ZM144 129V128H143ZM151 129L152 128H150V131H151ZM154 129H152L153 131H158V133H159V131H161V130H157L158 129V127L156 128V130H154ZM207 129H208V127H207ZM211 129V128H210ZM245 129V128H244ZM70 130V129H69ZM68 130V131H69ZM76 130V129H75ZM110 130H112V129H110ZM123 130H125V129H123ZM135 130V129H134ZM134 130L132 131V132H134ZM146 130V129H145ZM145 130H143V131H145ZM166 130H168V128L166 129ZM173 130H175L176 131V128H174L173 127ZM199 130V129H198ZM200 130H201V128H200ZM221 130H225V129H221ZM242 130V129H241ZM255 130V132H260V131H262V130H257V127L254 129ZM253 130V131H254ZM44 132H45V130H43ZM42 131V132H43ZM57 131V130H56ZM79 131V130H78ZM114 130H112V131H110V133L111 132H113ZM118 131V130H117ZM137 131V132H138ZM146 131H148V129L146 130ZM163 131H164V129H163ZM186 131V130H185ZM188 131H193V129H191V130H188ZM188 131L186 132V133H188ZM195 131V130H194ZM202 131V130H201ZM61 131H58V133L59 134H61L60 133ZM77 132V131H76ZM75 132V133H76ZM81 132V131H80ZM105 132H108L107 131V129H106V131L104 130V133ZM116 132V131H115ZM119 132V131H118ZM168 133L167 134H169L170 135V133H169V131H167ZM173 132V131H172ZM176 132H178V131H176ZM198 132V131H197ZM207 132H209V130L207 131ZM227 131H225V133H226ZM245 132V131H244ZM253 133V134H255V136L257 135L256 133ZM82 133V132H81ZM101 133H103L102 132V130H101ZM100 133V134H101ZM104 133H103V135H104ZM161 133H162V131H161ZM175 133V132H174ZM185 133V132H184ZM190 133V132H189ZM210 133H211V130H210ZM83 134H85V133H83ZM90 134V135H91ZM115 134V133H114ZM125 134V133H124ZM127 135L129 134V132L128 133H126ZM126 134L124 135V136H126ZM130 134H133V133H130ZM129 134V135H130ZM155 133H153V135H154ZM180 134V133H179ZM191 134H192V132H191ZM194 134V133H193ZM201 134V133H200ZM229 134V133H228ZM261 134V133H260ZM68 135H69V133H68ZM67 135V136H68ZM71 135V137H72V133L70 134ZM74 135V134H73ZM105 135H106V133H105ZM111 135H113V134H111ZM116 135V134H115ZM162 135H164V134H162ZM176 135V134H175ZM178 135V134H177ZM208 135H209V133H208ZM263 135V134H262ZM54 136V135H53ZM56 136H58L59 137V135H57L56 134ZM61 136V135H60ZM80 136V135H79ZM83 136V135H82ZM102 135H100V137H101ZM122 136V135H121ZM121 136H119L120 138H121ZM165 136V135H164ZM164 136H162V137H164ZM171 136V135H170ZM169 136V137H170ZM184 136H185V134H184ZM193 136V135H192ZM191 136V137H192ZM202 136V134L200 135V137ZM228 136V135H227ZM259 137H261V135H258ZM258 136H256V137H258ZM44 137H45V135H44ZM65 137V136H64ZM75 136H73L72 138H74ZM94 137H93V139H94ZM156 137H158V135L156 136ZM168 137V135L165 137V138H169ZM177 137V136H176ZM180 137H182V140H183V136H181L180 135ZM179 137V138H180ZM194 137V136H193ZM229 137H231L230 135L228 136V138ZM250 137H251V135H250ZM77 138V137H76ZM123 138V137H122ZM144 138H146V137H144ZM154 138V137H153ZM158 138H161V137H158ZM171 138V137H170ZM170 138L168 139V141L170 140ZM174 138V137H173ZM178 138V137H177ZM190 138V137H189ZM210 138V140H211V136L209 137ZM221 138H223V137H221ZM236 138H238V136L236 137ZM235 138V139H236ZM263 138V137H262ZM262 138H260V139H262ZM70 139V138H69ZM68 139V140H69ZM75 139V138H74ZM85 139V138H84ZM84 139H82V141H84L85 143L87 142V140H84ZM89 139V138H88ZM107 139V138H106ZM112 139V138H111ZM117 139V138H116ZM162 139H164V138H162ZM185 139H187L188 140V138H187V136H186V138ZM191 139V138H190ZM201 139V138H200ZM199 139V140H200ZM213 139V138H212ZM230 139V138H229ZM228 139V140H229ZM232 139V138H231ZM240 138H238V140H239ZM259 139V138H258ZM264 139V138H263ZM75 140H77V139H75ZM90 140H92V139H90ZM101 140H104V139H102L101 138ZM108 140V139H107ZM144 140V139H143ZM164 140H166V139H164ZM194 140V139H193ZM199 140H197L198 142H199ZM214 140V139H213ZM219 140V139H218ZM255 140V139H254ZM61 141V140H60ZM66 141H67V139H66ZM65 141V142H66ZM112 141H113V139H112ZM111 141V142H112ZM154 141H156L155 139H154ZM158 141V140H157ZM172 141H173V145H174V141H176V140H173L172 139ZM197 141H194L196 144L198 143ZM212 141V140H211ZM237 141V140H236ZM236 141H235V143H236ZM72 142H74V141H72ZM76 142V141H75ZM78 142H79V140H78ZM106 142H108V141H106ZM135 143H139L138 141L136 142V141H134ZM140 142H142L141 140H140ZM152 142V141H151ZM158 142H160V141H158ZM179 142V139H178V141H176V143L175 144H177ZM189 142H190V140H189ZM189 142H187V143H189ZM214 142V141H213ZM231 142V141H230ZM233 142V141H232ZM238 142V141H237ZM257 142V141H256ZM70 143H71V141H70ZM69 143V144H70ZM77 143V142H76ZM75 143V144H76ZM85 143H82V144H84V146L87 144H85ZM93 143V140H92V142H91V144ZM96 143V142H95ZM105 143V142H104ZM126 143V142H125ZM130 145H132L131 144V139H130ZM129 143H127V145L129 144ZM145 143V142H144ZM147 143V142H146ZM228 143V142H227ZM234 143V142H233ZM233 143L231 144V143H229V144H231V147H234V148H236V146H238V147H240L241 146V143L240 144H238V145H236L235 146V144L233 145ZM239 143V142H238ZM63 144V143H62ZM98 144V143H97ZM96 144V145H97ZM119 144V143H118ZM182 144V143H181ZM196 144L194 145V148H195V146H196ZM211 144H212V142H211ZM220 144V143H219ZM219 144H216V145H219ZM228 144V145H229ZM244 144V143H243ZM260 144V143H259ZM46 145V144H45ZM66 146H68L67 145V142H66V144H65ZM87 145H89V144H87ZM92 145H95L94 143L92 144ZM105 145V144H104ZM107 145V144H106ZM126 145V146H127ZM137 145V144H136ZM141 145H143V143L141 144ZM153 145V144H152ZM162 146H163V143L161 144ZM172 145V146H173ZM179 145H180V143H179ZM187 145V144H186ZM185 145V146H186ZM191 145H192V143H191ZM214 144H212V146H213ZM233 145V146H232ZM261 145H263V144H261ZM55 146H57L58 147V144L57 145H55ZM63 146V145H62ZM65 146V148H67ZM75 146V145H74ZM82 146V145H81ZM98 146V145H97ZM97 146H95L96 148V150H98L99 149V146L97 147ZM129 146V145H128ZM133 146V145H132ZM135 146V145H134ZM139 146V145H138ZM144 146H146V145H144ZM155 145H153V147H154ZM161 146V147H162ZM177 146H178V144H177ZM181 146V145H180ZM179 146V147H180ZM246 146H248V145H246ZM47 147V146H46ZM52 148H53V146H51ZM60 147V146H59ZM76 147H77V149L76 150H79L80 148H78L79 147V144L78 145H76ZM111 147V146H110ZM109 147V148H110ZM136 147V146H135ZM135 147H133V151H135V152H137V149L136 150H134V148ZM140 148L142 147V146H139ZM149 147V146H148ZM157 147V146H156ZM174 147V146H173ZM178 147V148H179ZM211 147V146H210ZM218 147V146H217ZM230 147V146H229ZM228 147V148H229ZM70 148H72L71 147V145H70ZM86 148V147H85ZM84 147H83V151L82 150H80V151H82V152H84V149H85ZM98 148V149H97ZM104 148V147H103ZM108 148V147H107ZM106 148V149H107ZM138 148V147H137ZM166 148V147H165ZM189 147L187 146V149H188ZM192 148V147H191ZM191 148H189V151L188 152H190V153H192L191 151H195L196 149H194V148H192V150H190ZM220 148H221V146H220ZM224 148H226L225 146H224ZM233 148V149H234ZM47 149V148H46ZM87 149V151H88V147L86 148ZM85 149V150H86ZM91 149V148H90ZM93 149V148H92ZM94 149V151H96ZM151 149H153V148H151ZM151 149H149L148 148V151H147V148H145L144 150H146L147 152H149V150H151ZM157 149V148H156ZM162 149H163V147H162ZM169 149H170V151H172L171 150V147H169ZM181 149V148H180ZM186 149V150H187ZM219 149V148H218ZM227 149V148H226ZM230 149V148H229ZM236 149H238V148H236ZM236 149L235 150H233V152H236L237 153V151H236ZM245 149V148H244ZM247 149H250V153H249V157H250V161H251V163H250V165L248 166L249 168H246V170L247 171H251V172H253L254 173V175L256 176H260L261 177V174H259V173H261V172H263L264 173V168H263V166H264V163H259V155L258 154H252V152H251V148H249V146H248V148ZM246 149V150H247ZM47 150H49V147H48V149ZM102 150H104V149H101V151ZM126 150V152L129 150V149H125ZM155 150V149H154ZM166 150H168V147H167V149ZM182 150V149H181ZM214 151H215V149H213ZM220 150V149H219ZM241 150H242V148H241ZM80 151H75V152H80ZM110 151V150H109ZM130 151H132L131 149H130ZM145 151V152H146ZM152 151V150H151ZM169 151V150H168ZM169 151V152H170ZM222 151H224L225 152V150H223L222 149ZM231 150H229V152H230ZM82 152H81V154H82ZM93 152V151H92ZM104 154H106V152H107V150L105 151L104 150ZM144 152V153H145ZM187 152V153H188ZM216 152V151H215ZM220 152V151H219ZM232 152V151H231ZM232 152V153H233ZM44 153H46L45 151H44ZM85 153V152H84ZM101 153V152H100ZM120 153V152H119ZM118 153V154H119ZM129 153V152H128ZM131 153V152H130ZM150 153V152H149ZM148 153V154H149ZM199 153V152H198ZM207 153V152H206ZM80 154V153H79ZM78 154V155H79ZM110 154V153H109ZM117 154V155H118ZM124 154H126V153H124ZM142 154V153H141ZM151 154V153H150ZM193 154H195V152L193 153ZM210 154H212V156H213V153L211 152ZM224 154H226V152L224 153ZM229 154V153H228ZM227 154V155H228ZM231 154V153H230ZM229 154V155H230ZM234 154V153H233ZM233 154H231V155H233ZM238 154V157H239V153H237ZM67 155V154H66ZM87 156L89 155L90 156V153H88V154H86ZM92 155V154H91ZM93 155H95V153H93ZM99 155V154H98ZM128 155V154H127ZM127 155H126V157H127ZM134 155V154H133ZM136 155V154H135ZM138 155V154H137ZM136 155V156H137ZM145 155H147V154H145ZM170 155V154H169ZM192 155V154H191ZM191 155H190V157H191ZM219 155V154H218ZM217 155V156H218ZM226 155V156H227ZM56 156V155H55ZM83 156H85V155H82V157ZM88 156V157H89ZM121 156V155H120ZM131 156V155H130ZM143 155H141V157H142ZM159 156H160V154H159ZM161 156H163V154L161 155ZM160 156V157H161ZM180 156H182V155H180ZM233 156H235V154L233 155ZM27 158H29L28 156H26ZM77 157V156H76ZM75 157V159L77 160V158ZM81 157V156H80ZM81 157V158H82ZM88 157H86L85 156V158H88ZM93 157L94 156H92L91 158L93 159ZM99 157V156H98ZM121 157H124V155H123V153H122V156ZM121 157H119V158H121ZM129 157V156H128ZM134 157V156H133ZM149 157H150V155H149ZM159 157V158H160ZM176 157V156H175ZM183 157H185V156H183ZM187 157V156H186ZM197 157H198V155H197ZM201 157V156H200ZM219 157V156H218ZM229 157H232V156H228V158ZM79 158V157H78ZM80 158V159H81ZM95 159L97 158V157H94ZM107 158H108V154H107ZM118 158V159H119ZM137 158H138V156H137ZM137 158H132V160L134 159V160H139V159H137ZM140 158V157H139ZM145 157H143V159H144ZM148 158V157H147ZM152 158H154V157H152ZM162 158V157H161ZM169 158V156L167 157V159ZM178 158H179V156H178ZM182 158V157H181ZM192 158V157H191ZM220 158V157H219ZM218 158V159H219ZM232 158H234V157H232ZM39 159H42L41 158V156H40V158H38V162H40V160ZM43 159H44V157H43ZM47 159V158H46ZM89 159V158H88ZM91 159V160H92ZM94 159V160H95ZM104 159V158H103ZM117 159V157H115V160L113 159L112 161H117L118 160ZM128 159V158H127ZM142 159V158H141ZM142 159V160H143ZM150 159V158H149ZM176 159V158H175ZM201 159V158H200ZM82 160H84V157H83V159ZM87 160V159H86ZM86 160H85V162H84V164L85 163H87L86 162ZM97 160H99V158H97ZM101 160V159H100ZM105 161L107 160L106 158L104 159ZM130 160V159H129ZM146 160H148V159H146ZM151 160V159H150ZM186 160H187V158H186ZM191 160H193V158L191 159ZM216 160V159H215ZM221 160V159H220ZM219 160V161H220ZM229 160V159H228ZM28 161H30V160H28ZM35 161V160H34ZM49 161V160H48ZM50 161H51V159H50ZM56 161V160H55ZM78 161V160H77ZM105 161H101L100 163H103V162H105ZM152 161H154L153 159H152ZM166 161V160H165ZM169 161V159L167 160V162ZM170 161H171V159H170ZM177 161H178V159H177ZM177 161H176V163H177ZM230 161V160H229ZM31 162H33V161H31ZM54 162V161H53ZM52 162V163H53ZM58 163H56V162H54V163H56V164H62V163H59V161H57ZM89 162H90V159H89ZM92 162V161H91ZM118 162H119V164L118 165H120L121 164V162L118 160ZM132 162V161H131ZM131 162H129V164H131ZM142 162V161H141ZM157 162V161H156ZM163 162V161H162ZM191 162V161H190ZM218 162V161H217ZM244 162L246 163V161L244 160ZM243 162V163H244ZM248 162V161H247ZM50 163V162H49ZM51 163V164H52ZM122 163H123V161H122ZM135 163H137L136 161H135ZM135 163H133V164H135ZM147 163V162H146ZM153 163V162H152ZM170 163V162H169ZM172 163V162H171ZM175 163V162H174ZM174 163H173V165H174ZM175 163V164H176ZM182 163V162H181ZM181 163H179V165L181 164ZM194 163V162H193ZM231 163V168H232V164H233V167H234V162L232 161V162H230ZM230 163H228V164H230ZM238 163V165H239V162H237ZM33 164V163H32ZM32 164H30L31 166H32ZM37 165H38V163H36ZM92 164V163H91ZM95 164V163H94ZM98 164V163H97ZM113 164L114 163H112V165H111V167L113 166ZM128 164V165H129ZM139 163H137V165H138ZM143 163H141V166H143L142 165ZM145 164V163H144ZM149 164V167H150V163H148ZM148 164H147V166H148ZM214 164V163H213ZM226 164H227V162H226ZM241 164V163H240ZM249 164V163H248ZM53 165V164H52ZM63 165V164H62ZM86 165V164H85ZM84 165V166H85ZM88 165V164H87ZM101 165V164H100ZM99 165V166H100ZM124 165H126V164H124ZM152 165V164H151ZM154 165V164H153ZM215 165V164H214ZM220 165V164H219ZM237 165V164H236ZM235 165V166H236ZM35 166V165H34ZM39 166V165H38ZM50 166V165H49ZM73 166V165H72ZM93 166V165H92ZM114 166H116L115 164H114ZM123 166V165H122ZM132 166V165H131ZM134 166V165H133ZM170 166H172V165H170ZM169 166V167H170ZM175 166V165H174ZM246 166V165H245ZM51 167V166H50ZM54 167H56V166H54ZM58 167H60V166H58ZM62 167V166H61ZM77 167V166H76ZM86 167V169H87V166H85ZM103 167H104V164H103ZM109 167H110V165H109ZM191 167H193V164H192V166ZM217 168H218V166H216ZM242 167H244V164H243V166ZM251 167H253V168H255V170H252L253 168H251ZM34 168V167H33ZM35 168L37 169V167L35 166ZM41 169H43L42 168V164H41V167H40ZM40 168H39V170H40ZM52 168V167H51ZM74 167H72V168H70V169H73ZM82 168V167H81ZM80 168V169H81ZM89 168H90V166H89ZM95 168V167H94ZM96 168H98L97 166H96ZM126 168V167H125ZM140 168H142V167H140ZM140 168H138V167H136V169H137V172H138V169H139V172H140ZM148 168V167H147ZM146 168V169H147ZM152 168V167H151ZM160 168V167H159ZM161 168H163L162 166H161ZM180 168V167H179ZM230 168V169H231ZM237 168V167H236ZM236 168H235V170H236ZM56 169V168H55ZM69 169V170H70ZM103 169V168H102ZM101 169V170H102ZM131 168H129V171L128 172H132L131 170H133V169H135V168H133V169H131ZM142 169H144V168H142ZM163 169H166V168H163ZM183 169V168H182ZM181 169V170H182ZM51 169H49V171H50ZM54 170V169H53ZM59 170H62V169H59ZM64 170H65V168H64ZM69 170H68V172H69ZM74 170V169H73ZM72 170V171H73ZM76 170V169H75ZM75 170H74V172H75ZM116 170V169H115ZM122 170V169H121ZM125 169H123L122 170V172L124 171ZM127 170V169H126ZM157 170H158V168H157ZM157 170H156V173L155 174H157L158 172H157ZM168 170V169H167ZM180 170V171H181ZM55 171V170H54ZM63 171V170H62ZM91 171H92V169H91ZM110 171V172H109ZM109 171H106V172H108V173H105L104 171V173H103V176L105 177L104 179H107L106 178V174H109V175H107V177L109 176V179L111 180L112 179V177H115V175H114V170H112V173H111V170H109ZM117 171V170H116ZM134 171H136V170H134ZM152 171V169L150 170V173H152L151 172ZM176 171V170H175ZM39 172H41V171H39ZM52 172V171H51ZM64 172V171H63ZM63 172H60L59 171V173H63ZM90 172V169H88V173ZM101 172V174H102V171H99L98 173H100ZM125 172V171H124ZM123 172V173H124ZM144 173V171H141V173ZM146 172V171H145ZM231 172V171H230ZM229 172V173H230ZM41 173H44L43 172V170H42V172ZM53 173V172H52ZM70 173H71V170H70ZM96 173V172H95ZM110 173H111V175H113L112 177L110 176ZM121 173V172H120ZM135 173V172H134ZM142 173V174H143ZM184 173V172H183ZM182 173V174H183ZM227 173V172H226ZM232 173H234V174H236V172H232ZM232 173H230L231 174V176L232 177H235V176H233L232 175ZM242 173V172H241ZM45 174V173H44ZM48 174V173H47ZM49 174H50V172H49ZM54 174V173H53ZM64 174H65V172H64ZM77 174H79V173H77ZM76 174V175H77ZM137 174V173H136ZM145 174H147V173H145ZM239 174V173H238ZM244 174V173H243ZM51 175V174H50ZM59 175H61V174H59ZM68 175H70V174H67L66 176H68ZM73 175V174H72ZM72 175H70V176H68L69 178L67 179V180H70V179H72ZM98 175H100V174H98ZM117 175V174H116ZM130 175V174H129ZM133 175V174H132ZM139 175V174H138ZM149 175V174H148ZM147 175V176H148ZM222 175H223V173H222ZM42 176V175H41ZM44 176H46V175H43L42 177L44 178ZM55 176H56V174H55ZM54 176V177H55ZM78 176H80V175H78ZM141 176V175H140ZM143 176H146V175H144L143 174ZM161 176V175H160ZM187 176V175H186ZM258 176V177H259ZM48 177V176H47ZM74 177V176H73ZM83 177H84V175H83ZM90 177H92V176H90ZM93 177H96L95 175L93 176ZM97 177H101V176H97ZM126 177V176H125ZM133 177V176H132ZM132 177H130L131 179H132ZM135 177V176H134ZM148 177H152V176H148ZM154 177H155V175H154ZM157 177H159V176H157ZM157 177H156V179L155 180H158L159 181V178L157 179ZM237 177V176H236ZM258 177H256L258 180H259V178ZM64 178V177H63ZM76 178H78V177H76ZM80 178H82V176L80 177ZM116 178V177H115ZM146 178V177H145ZM162 178V177H161ZM171 178V177H170ZM50 179H52V177L50 176ZM55 179V178H54ZM53 179V181L56 183V180H54ZM61 179H62V177H61ZM66 179V178H65ZM75 179V178H74ZM108 179V180H109ZM144 179V178H143ZM252 179V178H251ZM255 179V178H254ZM261 179V178H260ZM264 179V177L262 178V180ZM42 180V179H41ZM44 180V179H43ZM73 180V179H72ZM72 180H70V181H66V182H68V183H71V181ZM89 180L90 181H92L90 178H89ZM110 180H109V182H110ZM113 180V179H112ZM128 180V179H127ZM133 180L134 179H132V184H133ZM139 180V179H138ZM148 180V179H147ZM152 180V179H151ZM162 180V179H161ZM160 180V182H158V183H156L157 185H155V187H160V185H162V188L164 187L165 188V185H164V183H162V181ZM166 180H167V178H166ZM172 180V179H171ZM76 180H74L73 181V183L75 182ZM94 182H95V184H96V182H98V181H101V180H98V181H95V180H93ZM92 181V183H94ZM115 181H117V179L115 180ZM115 181H112V183L113 182H115ZM123 181V177L121 178V181L120 180H118L117 182L118 183H120V184H123V183H121ZM142 181V180H141ZM144 181V180H143ZM264 181V180H263ZM263 181H261V182H263ZM54 182H52L51 184H53V185H51V186H54ZM77 182V181H76ZM102 182V181H101ZM108 182V183H109ZM116 182V185L118 184ZM125 182V184L127 185V183H129L128 181H127V183H126V180L124 181ZM137 182H139V181H137ZM153 182V181H152ZM152 182H149L148 183V185L150 184V183H152ZM157 182V181H156ZM163 182H164V180H163ZM256 182V181H255ZM260 182V181H259ZM258 182V183H259ZM63 183H64V181H63ZM82 183V182H81ZM84 183V182H83ZM82 183V184H83ZM107 183V182H106ZM111 183V182H110ZM111 183V184H112ZM142 183V182H141ZM140 183V184H141ZM144 183V182H143ZM233 183V182H232ZM67 184V183H66ZM82 184L80 185V184H78V186H76V188H74V190L75 189H77V187H78V189L77 190H79V188L82 190L83 189V187H82ZM95 184L93 185V186H95ZM99 182L97 183V185L99 186ZM102 184V183H101ZM114 184V183H113ZM113 184L111 185V186H113ZM120 184H118L117 185V187L118 186H121ZM129 184H131V183H129ZM153 184H154V182H153ZM152 184V185H153ZM180 184V183H179ZM262 185L261 186H263V183H261ZM31 185V184H30ZM44 185V184H43ZM75 185V184H74ZM84 185H85V187H86V184L84 183ZM108 184H106V186H107ZM133 185H135V184H133ZM139 185V184H138ZM146 185V187H147V191H148V193L149 194H151L150 192H149V188L151 189V188H153L154 187V185L153 186H147V184H145ZM168 185L170 186V184L168 183ZM33 186V185H32ZM32 186H28V189H29V187H32ZM41 186V185H40ZM81 186V187H80ZM128 186V185H127ZM130 186V185H129ZM34 187V186H33ZM37 187V186H36ZM42 187H44V186H42ZM42 187H40L41 188V190L43 189ZM45 187H48V184L45 186ZM96 187V186H95ZM100 188L102 187V185H100L99 186ZM116 187V188H117ZM121 187H123V188H125V186L124 185H122ZM139 187H140V185H139ZM143 187H144V184H143ZM39 188V189H40ZM48 188H50V187H48ZM53 188V187H52ZM69 188H71V185L69 186ZM93 189H94V187H92ZM103 188H104V186H103ZM115 188V187H114ZM127 188V187H126ZM128 188H132V187H128ZM136 188H138V187H136ZM27 189V190H28ZM38 189V188H37ZM38 189V190H39ZM87 189L88 190H91V189H89L88 187H87ZM106 189V188H105ZM118 189H121V188H118ZM140 189V188H139ZM139 189H138V191H139ZM158 189V188H157ZM160 189L161 188H159L158 189V191H160ZM264 189V188H263ZM71 190V189H70ZM72 190H73V186H72ZM81 190L79 191V192H81ZM95 190V189H94ZM93 190V191H94ZM107 190V189H106ZM123 190H125V189H123ZM141 190V189H140ZM145 190V192H147ZM182 190V189H181ZM29 191V190H28ZM33 191V190H32ZM43 191H45V192H47V195L49 194V193H51V192H49L48 193V191L47 190H43ZM43 191L41 192L42 194H43ZM58 191H60V190H58ZM84 191H85V188H84ZM83 190H82V192H84ZM128 191V190H127ZM142 191V190H141ZM153 191V190H152ZM155 191H157L156 190V188H155ZM54 192L55 191H53V193L52 194H54ZM90 192V191H89ZM88 192V193H89ZM108 192V191H107ZM111 192V191H110ZM116 192V191H115ZM118 192V191H117ZM133 191H131L130 193H132ZM29 193V192H28ZM40 193V191L38 192V193H31V195H36V194H39ZM57 193V192H56ZM88 193H85L84 195L86 196ZM91 193V192H90ZM127 193V192H126ZM136 193V192H135ZM139 193V192H138ZM154 193H157V192H154ZM42 194H39V195H41L40 197L42 198L43 196H45L46 194H43V196H42ZM71 194V193H70ZM78 195H80V193H77ZM93 194V193H92ZM95 194V193H94ZM93 194V195H94ZM132 194H134V192L132 193ZM140 194V193H139ZM143 194H146V193H143ZM191 194V193H190ZM30 195V196H31ZM51 195V194H50ZM55 195V194H54ZM54 195H52V196H54ZM78 195H77V197H78ZM81 195H83V194H81ZM97 195V194H96ZM103 195H104V193H103ZM117 195V194H116ZM116 195H115V197H116ZM147 196H149L148 194H146ZM62 196V195H61ZM60 196V197H61ZM68 196V195H67ZM67 196H66V198H67ZM74 196H76L75 194H74ZM88 196V195H87ZM86 196V197H87ZM112 198H113V195H110ZM119 196H121V195H119ZM151 196H153L154 197V195L153 194H151ZM32 197H34V196H32ZM46 197V196H45ZM45 197H43V198H45ZM49 197V196H48ZM70 197V196H69ZM76 197V198H77ZM90 197H92L91 195H90ZM94 197V196H93ZM96 198H97V196H95ZM94 197V198H95ZM103 197V199H105L106 200V198H104L105 196H102ZM110 197V198H111ZM127 197H129V196H127ZM146 197V196H145ZM144 197V200L146 199ZM150 197V196H149ZM156 197V196H155ZM88 198V197H87ZM86 198V199H87ZM123 198V201H128L129 202V199L130 200H137V202L135 201V202H130V203H132V204H134V203H137L138 204V202H140V201H138L139 199H137V198H134V199H131L130 197H129V199L127 200L126 198V200L124 199V196L122 197ZM140 198H141V196H140ZM142 198H143V196H142ZM141 198V199H142ZM148 198V197H147ZM151 198V197H150ZM34 199V198H33ZM36 199H37V197H36ZM39 199V198H38ZM47 199V198H46ZM57 199V198H56ZM58 199H59V197H58ZM60 199H62V197L60 198ZM59 199V200H60ZM78 199V198H77ZM238 199L240 200L239 202L241 203V202H243L242 200V198H239L238 197ZM35 200V199H34ZM45 200V199H44ZM50 200H51V196H50ZM70 200V199H69ZM73 200H74V197H73ZM89 200H90V202H91V200L92 199H90L89 198ZM94 200V199H93ZM97 200V199H96ZM96 200H94V201H96ZM99 200V199H98ZM101 200V199H100ZM104 200V201H105ZM110 200V199H109ZM112 200V199H111ZM119 200V199H118ZM174 200V199H173ZM35 201H38V200H35ZM81 201V200H80ZM103 200H101V202H102ZM104 201H103V203H104ZM113 201V200H112ZM112 201H111V203H112ZM116 201V200H115ZM168 201V200H167ZM172 201V200H171ZM28 202V201H27ZM39 202V201H38ZM40 202H43V199H42V201H41V199H40ZM39 202V203H40ZM49 202V201H48ZM67 202V201H66ZM70 202V201H69ZM82 203H84V201H81ZM89 202V203H90ZM117 202V201H116ZM141 202H143V201H141ZM29 203V202H28ZM39 203H37V204H39ZM45 203H47V202H45ZM59 203H61V205H56L57 206V208H58V206L60 207V206H63V205H65L64 203H63V205H62V202H58V204ZM76 203V202H75ZM97 202H95V204H96ZM98 203H99V201H98ZM102 203V204H103ZM110 204V202H106V204ZM129 203V204H130ZM147 202L145 201V203H142V204H146ZM165 203V202H164ZM181 202H179V204H180ZM42 204V203H41ZM74 204V203H73ZM80 204V203H79ZM87 204V201L85 202V205ZM121 204V203H120ZM136 204V206H138ZM141 204V205H142ZM40 205V204H39ZM38 205V206H39ZM44 205V204H43ZM51 204H49V206H50ZM67 205V204H66ZM68 205H70V204H68ZM75 205V204H74ZM82 204H80V206H81ZM84 205V204H83ZM87 205H90V204H87ZM86 205V206H87ZM98 205V204H97ZM131 205V204H130ZM29 206H32V204L31 205H29ZM48 206V207H49ZM72 206V205H71ZM78 206V205H77ZM85 206V207H86ZM93 206L94 205H90L89 207H88V209L90 208V207H92L93 208ZM103 206H104V204H103ZM112 206V205H111ZM114 206V205H113ZM131 206H135V204L134 205H131ZM140 206V205H139ZM139 206L137 207V208H139ZM143 206V205H142ZM170 206V205H169ZM12 207L14 208V211H13V214L14 215H19L20 214V211H22L21 209L23 208V206L22 205H19V204H14V205H12ZM25 207V206H24ZM48 207H45V209L47 208L48 209ZM53 206H51L50 207V211H51V208H52ZM55 207V206H54ZM53 207V208H54ZM64 207V206H63ZM67 207V206H66ZM69 207V206H68ZM75 207V206H74ZM99 207H100V205H99ZM106 207V205L104 206V208ZM242 207V205H239L238 206V208H241ZM40 208H42V205L40 206ZM44 208V207H43ZM65 208V207H64ZM63 208V209H64ZM82 208H84V207H82ZM87 208V207H86ZM92 208L91 209H89V210H91L92 211ZM97 208V207H96ZM100 208H102V207H100ZM141 208V207H140ZM26 209H27V207H26ZM32 209V208H31ZM37 209V208H36ZM47 209H46V212H47ZM55 209V208H54ZM79 209V207L77 208V210ZM85 209V208H84ZM105 209H107L108 210V206L105 208ZM248 211H249V209H250V207L249 206H247V208H246ZM28 211H29V209H27ZM37 210H39V209H37ZM36 210V211H37ZM43 210V209H42ZM49 210V209H48ZM66 210H69V209H66ZM72 210V209H71ZM86 210V209H85ZM85 210H82V211H85ZM94 210V209H93ZM98 209H96V211H97ZM27 211V212H28ZM33 211V210H32ZM31 211V212H32ZM49 211V212H50ZM65 211V210H64ZM34 212V211H33ZM38 212V211H37ZM36 212V213H37ZM42 212V214H43V211H41ZM45 212V211H44ZM70 212H72V211H70ZM76 211L74 210V213H75ZM103 212V211H102ZM106 212V210H104V212L103 213H105ZM51 213H53V212H51ZM50 213V214H51ZM62 213H63V211H62ZM107 213V212H106ZM12 214V215H13ZM35 214V213H34ZM39 214H40V210H39ZM56 214V213H55ZM70 214V213H69ZM101 214V213H100ZM249 214H253L252 212H250L249 211ZM28 215V214H27ZM46 215V214H45ZM59 215H60V213H59ZM72 215H73V213H72ZM76 215V214H75ZM82 215V214H81ZM87 215V214H86ZM93 216H95L94 214H92ZM91 215V216H92ZM111 215V214H110ZM251 215H250V217H251ZM24 216V215H23ZM44 216V215H43ZM42 216V217H43ZM66 216H68L67 215V213H66ZM66 216H63V217H65V218H68V217H66ZM84 216V215H83ZM88 216H90L89 214H88ZM88 216L86 217V219H88ZM97 216V215H96ZM253 216V215H252ZM20 217V216H19ZM25 217V216H24ZM23 217V218H24ZM39 217V216H38ZM60 217H61V215H60ZM59 217V218H60ZM105 217H107V216H105ZM108 217H110V216H108ZM145 217V216H144ZM143 217V218H144ZM16 218V217H15ZM22 218V219H23ZM45 219H46V217H44ZM62 218V217H61ZM79 218V217H78ZM148 218V217H147ZM152 218H153V215H152ZM13 219V218H12ZM21 219V218H20ZM19 219V221H21ZM42 219V218H41ZM40 219V220H41ZM56 219L57 218H55V221H56ZM69 219H71V217L69 218ZM77 219V218H76ZM75 219V220H76ZM85 219V218H84ZM91 219V218H90ZM80 220V219H79ZM81 220H82V218H81ZM113 219H112V217H111V220L110 221H112ZM13 221V220H12ZM11 221V222H12ZM43 221V220H42ZM46 221V220H45ZM44 221V222H45ZM67 221H69V220H67ZM95 221V220H94ZM115 221V220H114ZM25 222V221H24ZM82 222V221H81ZM80 222V223H81ZM97 222H99V219L97 220ZM130 222V221H129ZM152 222V221H151ZM192 222V221H191ZM191 222H183V225H188V224H192ZM203 222V221H202ZM6 223V222H5ZM4 223V224H5ZM23 223V222H22ZM22 223H20V224H22ZM52 223V222H51ZM68 223V222H67ZM79 223V222H78ZM108 223H109V221H107V225H108ZM124 223V222H123ZM13 224V226L15 227V224L14 223H12ZM49 228H51L53 225L52 224H50V221H49ZM56 224V223H55ZM75 224V223H74ZM99 224V223H98ZM96 225L97 227H99V225ZM103 224V223H102ZM101 224V225H102ZM159 224V223H158ZM230 224H231V228L232 227H234L235 226V228H238L239 227V225H237V221L236 220H234V218H231L230 219ZM44 225V224H43ZM66 225V224H65ZM64 225V226H65ZM71 225V224H70ZM76 225V224H75ZM80 225V224H79ZM78 225V226H79ZM82 225V224H81ZM80 225V226H81ZM85 225H86V221H85ZM89 225H91V224H89ZM94 225L95 224H93V227L92 228H90L89 226V228L90 229H95L96 227H94ZM110 225V224H109ZM126 225V224H125ZM135 225H136V223H135ZM134 225V226H135ZM260 225V223H258L257 221H256V223H255V228H258V226ZM41 226H42V224H41ZM44 226H46V225H44ZM55 226V228H57L56 226H58V223H57V225H54ZM105 226V223H104V225L102 226V227H104ZM114 226V225H113ZM137 226V225H136ZM136 226H135V229H136ZM47 227V226H46ZM66 227V226H65ZM75 227H77V225L75 226ZM83 227V226H82ZM86 226H84L83 228H85ZM108 227V226H107ZM111 228H113L112 226H110ZM130 227V226H129ZM157 227H158V225H157ZM184 226H182V228H183ZM1 228V227H0ZM17 228V227H16ZM21 227H18V230L20 229ZM54 228V227H53ZM53 228H51V229H53ZM67 228H68V226H67ZM77 228H79V227H77ZM88 228V229H89ZM105 228V227H104ZM260 228V227H259ZM258 228V229H259ZM3 229V228H2ZM50 229V230H51ZM63 229H65V228H63ZM63 229H61V231L63 230ZM80 229H82L81 227H80ZM108 229H109V227H108ZM107 229V230H108ZM118 229V228H117ZM125 229V228H124ZM124 229H123V231H124ZM135 229H134V231H135ZM138 229V228H137ZM1 230V229H0ZM5 230H7V229H5ZM17 230V231H18ZM39 230V229H38ZM55 232H56V230L55 229H53ZM52 230V231H53ZM75 230V229H74ZM96 230V229H95ZM99 230L100 231H102L100 228H99ZM98 230V231H99ZM112 230H114V228L112 229ZM3 231V230H2ZM22 232L23 230H19V232ZM27 231V230H26ZM31 231V230H30ZM60 231V230H59ZM79 231H81V230H79ZM109 231H111V229H109L108 231H107V233L109 232ZM119 231V230H118ZM126 231V230H125ZM24 232V231H23ZM84 232V231H83ZM83 232H81L82 234H83ZM87 232V231H86ZM104 232H106L105 231V229H104ZM117 232V231H116ZM239 232L241 233V227H239ZM27 233V232H26ZM92 233V232H91ZM90 233V234H91ZM93 233H94V231H93ZM97 233V232H96ZM99 233V232H98ZM103 232H101V234H102ZM111 233V232H110ZM110 233H108L107 235H109ZM119 233V232H118ZM35 234V233H34ZM104 234H106V233H103V235ZM117 234V233H116ZM115 234V235H116ZM27 235V234H26ZM25 235V236H26ZM32 235V234H31ZM95 235V234H94ZM97 235V234H96ZM102 235V236H103ZM119 235V234H118ZM143 235V234H142ZM242 234H239V238H241L242 236H241ZM28 236V235H27ZM65 236V235H64ZM101 236V237H102ZM207 236V235H206ZM66 237V236H65ZM68 238H69V236H67ZM72 238H73V236H71ZM71 237H70V239H71ZM110 237H111V234H110ZM110 237H108V238H110ZM77 237L75 236V238L73 239V240H75ZM103 238V237H102ZM105 238V237H104ZM106 238H107V236H106ZM111 238H113V233H112V237ZM111 238H110V240H111ZM144 238H145V236H144ZM208 238V237H207ZM62 239V238H61ZM64 240L66 239V238H63ZM68 240L69 242L71 241V240ZM81 239L82 238H80V242H81ZM146 239V238H145ZM213 239V238H212ZM215 239V238H214ZM63 240V241H64ZM83 240V239H82ZM118 240V239H117ZM58 242H60L59 240H57ZM56 241V242H57ZM78 241V240H77ZM77 241H75V242H77ZM84 241L85 240H83V243H84ZM106 241H109V239L107 240L106 239ZM147 241V240H146ZM55 242V243H56ZM64 242H67V241H64ZM117 242V241H116ZM78 243L79 242H77V244H75V243H71V244H75V245H77L78 246ZM115 243V242H114ZM148 243V242H147ZM58 244V243H57ZM60 244V243H59ZM63 244V243H62ZM71 244H70V246H71ZM82 244V243H81ZM86 244V243H85ZM87 244H88V242H87ZM86 244V245H87ZM131 244H132V242H131ZM69 245V244H68ZM84 245V244H83ZM85 245V246H86ZM109 245V244H108ZM121 245V244H120ZM134 245V248L136 249V247L135 246H138L137 244H133ZM64 246V245H63ZM73 246V245H72ZM81 246V245H80ZM79 246V248L80 249H84L83 247H80ZM88 246V245H87ZM124 246V245H123ZM126 246V245H125ZM101 247V246H100ZM65 248H66V246H65ZM88 248H89V246H88ZM69 249H71V247L69 248ZM76 249V248H75ZM92 249V248H91ZM101 249H102V247H101ZM128 249V248H127ZM127 249H125L126 250V252H128V250ZM95 250L97 251V249L95 248ZM109 250H110V248H109ZM108 250V251H109ZM111 250H113V249H111ZM116 250V249H115ZM143 251H145L144 249H143ZM147 251H148V248H147ZM150 251V250H149ZM148 251V252H149ZM90 252H92V251H90ZM90 252H88L87 254H89ZM101 252L102 251H100V254H101ZM111 252H114V251H111ZM110 252V253H111ZM119 252V251H118ZM121 252V251H120ZM142 252V251H141ZM147 252V253H148ZM54 253V252H53ZM94 253V252H93ZM106 253H107V251H106ZM105 253V254H106ZM115 253H117L116 251L114 252V254ZM123 253V252H122ZM132 253V252H131ZM91 254V253H90ZM99 254V253H98ZM99 254V257H101V255ZM105 254H103V255H105ZM135 254V256H138L136 253H134ZM133 254V255H134ZM61 255V254H60ZM95 255V254H94ZM111 255V254H110ZM143 256H145V254L143 253L142 254ZM49 256V255H48ZM54 255H51V257H53ZM92 256V258H93V255H91ZM98 256V255H97ZM120 256V255H119ZM121 256H123V254L121 255ZM47 257V256H46ZM61 257V256H60ZM67 257V256H66ZM124 257V256H123ZM127 257V256H126ZM68 258V257H67ZM74 258H76L75 256L73 257V260H75ZM92 258H90V256H89V261H92L93 259ZM94 258H96V257H94ZM108 258V264H110V262L112 261H110L109 262V260L110 259H112V258H110L109 259V257H107ZM115 258V257H114ZM128 258L130 259V260H133L130 256H128ZM246 258V257H245ZM245 258H238V260L240 261V262H245ZM42 259H44V258H42ZM55 259H56V257H55ZM61 259L63 260L64 258L63 257H61ZM84 259H85V257H84ZM103 259V258H102ZM136 259H138V257H136ZM136 259H135V261H136ZM143 259H144V257H143ZM151 259H153L152 258V256H151ZM53 260H54V258H53ZM58 260V259H57ZM70 260V259H69ZM96 260V259H95ZM101 260V259H100ZM106 260V259H105ZM115 260H116V258H115ZM114 260V262H116ZM121 260V259H120ZM127 260V259H126ZM154 260V259H153ZM152 260V261H153ZM49 261V260H48ZM98 261V260H97ZM96 261V262H97ZM107 261V260H106ZM145 261V260H144ZM151 261V262H152ZM155 261V260H154ZM58 262V261H57ZM59 262H60V260H59ZM68 262V261H67ZM76 262H78V261H76ZM99 262V261H98ZM105 262V261H104ZM127 262V261H126ZM133 262V261H132ZM147 262V261H146ZM50 263V262H49ZM62 263V261L60 262V264ZM66 263V262H65ZM69 263V262H68ZM82 263V262H81ZM101 263V262H100ZM103 263V262H102ZM128 263V262H127ZM126 263V264H127ZM173 263V262H172ZM85 264H86V262H85ZM92 264V263H91ZM96 264V263H95ZM105 264H106V262H105ZM114 264V263H113ZM124 264V263H123ZM240 264V263H239Z\"/></svg>", "mask_w": 264, "mask_h": 264}]
</instances>
